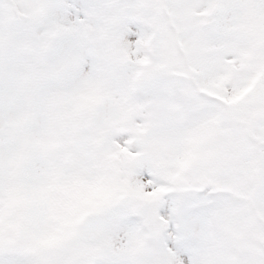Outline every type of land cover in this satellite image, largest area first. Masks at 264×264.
Instances as JSON below:
<instances>
[{
	"label": "snow or ice",
	"instance_id": "6c2138e0",
	"mask_svg": "<svg viewBox=\"0 0 264 264\" xmlns=\"http://www.w3.org/2000/svg\"><path fill=\"white\" fill-rule=\"evenodd\" d=\"M0 264H264V0H0Z\"/></svg>",
	"mask_w": 264,
	"mask_h": 264
}]
</instances>
